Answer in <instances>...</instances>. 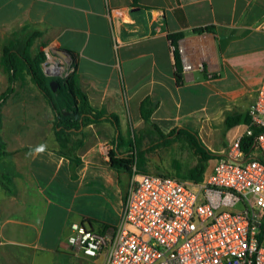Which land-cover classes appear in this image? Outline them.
<instances>
[{"label": "crops", "instance_id": "crops-1", "mask_svg": "<svg viewBox=\"0 0 264 264\" xmlns=\"http://www.w3.org/2000/svg\"><path fill=\"white\" fill-rule=\"evenodd\" d=\"M25 24L42 32L36 42L69 51L89 102L118 115L126 140L148 129L139 107L149 97L156 104L151 122L160 132L189 128L215 154L206 162L212 166L244 130L264 78V0H0V47ZM206 26L213 30L195 31ZM177 33L173 43L169 35ZM16 82L32 83L26 77L13 88ZM7 86L0 67V93ZM52 127L27 141L15 129L4 141L0 264H97L100 257L69 244L71 224L105 232L119 221L130 178L109 165L112 125L83 127L74 176L57 152L53 120ZM175 140L190 149L175 135L162 144Z\"/></svg>", "mask_w": 264, "mask_h": 264}, {"label": "built area", "instance_id": "built-area-1", "mask_svg": "<svg viewBox=\"0 0 264 264\" xmlns=\"http://www.w3.org/2000/svg\"><path fill=\"white\" fill-rule=\"evenodd\" d=\"M65 61L41 67L65 79L74 71ZM248 117L201 181L133 172L118 223L105 232L73 223L69 244L97 264H264V78Z\"/></svg>", "mask_w": 264, "mask_h": 264}, {"label": "trees", "instance_id": "trees-1", "mask_svg": "<svg viewBox=\"0 0 264 264\" xmlns=\"http://www.w3.org/2000/svg\"><path fill=\"white\" fill-rule=\"evenodd\" d=\"M212 31V26L197 28L195 31ZM42 35L33 24H25L15 30L1 44L0 67L7 76L8 86L0 93V104L13 90L15 81L23 83L28 77L38 88L43 98L50 106L53 113V125L56 141L58 142V153L68 159L72 176L75 175L74 168L80 163L77 149L82 144L83 127L88 123L107 121L114 128L113 141L115 147L107 152L109 165L117 171L130 173L132 165H138V171H143L145 156L152 151L156 142L167 143L169 137L175 135L183 138L191 152L196 157V164L189 171V178L194 182L203 179L206 162L215 157L198 140L195 133L189 128H173L164 135L158 127L151 122V114L156 106L149 97L141 100L139 111L142 119L147 123L148 129L139 134H133L131 140H126L120 131L119 117L116 113L107 112L91 105L87 94L81 88L75 72H71L65 79L56 78L58 85L55 91L49 86L51 77L43 73L41 63L45 59L44 51L33 48L36 40ZM182 33L169 35L173 43ZM176 53V52H175ZM176 57V83L182 82V67ZM71 67L75 68L73 60ZM67 112V114H64ZM247 121V120H246ZM227 118L226 125H230ZM150 130H155L151 133ZM249 141L243 140V148L246 150ZM123 147V150L120 148ZM106 226V225H105Z\"/></svg>", "mask_w": 264, "mask_h": 264}, {"label": "rangeland", "instance_id": "rangeland-1", "mask_svg": "<svg viewBox=\"0 0 264 264\" xmlns=\"http://www.w3.org/2000/svg\"><path fill=\"white\" fill-rule=\"evenodd\" d=\"M33 48L38 51H44L50 56L49 59L47 57L44 59L45 61L46 59L49 60L47 63L61 65L66 68V61L62 56L57 54L55 49L58 47L54 43L37 41L33 45ZM48 77L56 78L53 76ZM82 89L85 93L88 92L84 87ZM51 112L50 106L31 82H27L23 86L19 82H16L13 90L0 104V155L7 153L4 141L10 139L12 130L14 132L15 129H20L22 135L25 136L24 141L29 140L36 133H46L49 131L53 120ZM127 138L131 140L132 135L130 133L127 134ZM152 147V151L145 156L144 164H142L145 172L171 175L181 178L186 182L194 183V181L187 177V174L195 164V157L185 142L175 140L167 145L158 143ZM211 167V162L206 163L203 177L209 174ZM121 172L124 176L130 178L133 172L137 173L140 171H138V165L133 164L130 173ZM96 261L100 262L101 258H98Z\"/></svg>", "mask_w": 264, "mask_h": 264}, {"label": "water", "instance_id": "water-1", "mask_svg": "<svg viewBox=\"0 0 264 264\" xmlns=\"http://www.w3.org/2000/svg\"><path fill=\"white\" fill-rule=\"evenodd\" d=\"M55 51H57V53L59 55H61L64 59L66 60H70V53L67 49H64V48H57L55 49ZM57 85H58V81L56 78H51L49 80V86H50V89L52 91H55L56 88H57ZM64 114H67V112H65Z\"/></svg>", "mask_w": 264, "mask_h": 264}, {"label": "bare ground", "instance_id": "bare-ground-1", "mask_svg": "<svg viewBox=\"0 0 264 264\" xmlns=\"http://www.w3.org/2000/svg\"><path fill=\"white\" fill-rule=\"evenodd\" d=\"M50 71L54 72L55 71V68L54 67L50 68Z\"/></svg>", "mask_w": 264, "mask_h": 264}]
</instances>
